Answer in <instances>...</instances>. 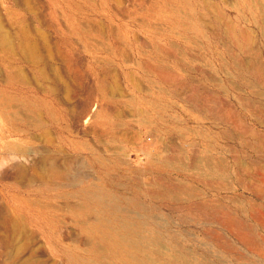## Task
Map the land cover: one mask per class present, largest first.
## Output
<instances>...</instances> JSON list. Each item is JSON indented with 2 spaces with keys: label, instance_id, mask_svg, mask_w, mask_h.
Instances as JSON below:
<instances>
[{
  "label": "rangeland",
  "instance_id": "1",
  "mask_svg": "<svg viewBox=\"0 0 264 264\" xmlns=\"http://www.w3.org/2000/svg\"><path fill=\"white\" fill-rule=\"evenodd\" d=\"M2 33L0 264H264V0H0ZM136 57L154 90L109 68Z\"/></svg>",
  "mask_w": 264,
  "mask_h": 264
},
{
  "label": "crops",
  "instance_id": "2",
  "mask_svg": "<svg viewBox=\"0 0 264 264\" xmlns=\"http://www.w3.org/2000/svg\"><path fill=\"white\" fill-rule=\"evenodd\" d=\"M136 52L137 51L135 50H132V52L127 51V55L132 56V57L133 55L137 56ZM108 63H109L108 64L109 68L116 73L119 71H123V69L127 66L131 67L132 70H130V74L128 75V80L136 86L137 91L146 93V92L154 90L153 87L149 86V83L144 77V75L138 70L137 57L136 59L131 58L129 60H126L125 63L115 61V60H111ZM102 64H104L103 65L104 67H106L107 65L106 61H104ZM74 83L79 84L83 98L85 100H88L86 107L91 108L92 102H96L97 100L100 103V108L101 106L102 108L106 107L108 105V101H111V100L116 101L117 103L110 104V106L114 108L124 107V105L120 103V99H117L122 89L120 86V81H119L118 76L115 77V76H107V75H100V76L99 75H94V76L87 75L86 77H84L83 75L79 77L78 79H74V81H71V79L69 78L64 79L58 75H56L55 77L52 76L51 77V93L53 94L52 96L55 97V94H58L59 91L61 90V93L63 92L67 94L66 95L67 99H74L75 98ZM59 88L61 89L59 90ZM131 108H132L131 105H127V109L130 110ZM137 110H139L138 107H137ZM141 110H142V113L153 116V112H154L153 110L151 111L148 108H146V111H145L143 107ZM146 124L149 125V119L146 120ZM150 124H153L152 117H150ZM121 125L124 127L125 126L133 127L129 124V122L121 124ZM122 129L124 130L125 128H122Z\"/></svg>",
  "mask_w": 264,
  "mask_h": 264
},
{
  "label": "bare ground",
  "instance_id": "3",
  "mask_svg": "<svg viewBox=\"0 0 264 264\" xmlns=\"http://www.w3.org/2000/svg\"><path fill=\"white\" fill-rule=\"evenodd\" d=\"M1 35H3V33L2 34H0V41L1 42H3L4 44L3 45H5V42H8L7 41V35L6 36H1ZM5 35V34H4ZM8 43H10V41L8 42ZM7 45V44H6ZM10 44H8V46H9ZM11 47V46H10ZM30 51H31V53L33 54V55H35V54H37L36 53V48L35 47H32L31 49H30ZM10 52V51H9ZM14 113V112H13ZM172 162V161H171ZM176 163V162H175ZM172 164H174V163H172ZM171 168V167H170ZM160 182V181H159ZM163 182V181H162ZM164 183H166V182H164ZM178 183V182H177ZM159 184V183H158ZM167 186V185H166ZM170 186V185H169ZM169 188V187H168ZM160 190V189H159ZM158 191V190H157ZM161 191V190H160ZM162 191H163V189H162ZM160 193V192H159ZM165 194H166V192H165ZM169 194V193H168ZM100 194H98V196H99ZM165 196V195H164ZM175 196V195H174ZM99 197H102V199L104 198L103 196H99ZM98 197V198H99ZM176 197V196H175ZM91 198V197H90ZM157 198V197H156ZM164 198V197H163ZM170 198H171V195H170ZM101 199V198H100ZM105 199V198H104ZM154 199V198H153ZM159 199H161V198H159ZM165 199H166V197H165ZM165 199H162L163 201L165 200ZM132 200V199H131ZM134 200V199H133ZM161 200V201H162ZM180 200V199H179ZM99 201V200H98ZM159 201V200H158ZM166 201V200H165ZM178 201V200H177ZM101 202V201H100ZM102 202H107V201H102ZM176 202V201H175ZM93 203V202H92ZM168 203V202H167ZM137 204V203H136ZM141 220V219H140ZM141 223V222H140ZM137 224V223H136ZM154 224V223H153ZM151 225H152V222H151ZM161 225V224H160ZM159 225V226H160ZM130 226H132V225H130ZM130 226H127V225H122V227H123V232L120 234V238H121V241L120 242H125V244L127 245L126 246V252L128 253V254H131L128 250V248L127 247H129V246H132V247H134V248H137V250H139L140 248H141V246L142 245H144V243H145V241H140L139 240V237L141 236V235H139L137 232L136 233H134L133 231H132V228L130 227ZM143 227V226H142ZM148 227V226H147ZM163 227V226H162ZM170 227V226H169ZM146 229V228H145ZM149 230H150V228H149ZM144 231V230H143ZM157 232V231H156ZM150 233V232H149ZM152 233V232H151ZM150 233V234H151ZM168 233V232H167ZM155 235V234H154ZM172 235V234H171ZM170 235V237H172ZM174 235V234H173ZM146 236V235H145ZM151 238V244H153L154 246H156V245H158L159 243V241H158V239L157 238H152V237H150ZM120 240V239H119ZM148 241V240H147ZM119 243V242H118ZM117 243V244H118ZM121 244V243H120ZM124 244V245H125ZM149 245V244H148ZM151 246V245H150ZM168 246V245H167ZM154 248V247H153ZM132 249V248H131ZM151 249V248H150ZM163 249V248H162ZM154 250V249H153ZM159 250H160V248H159ZM143 254H145V255H143L142 257H136V254H135V260H133V256H131V260H133V261H135L137 264H151V261H153V260H151L152 258L149 256V255H147L146 254V250H145V248H142L141 250H140ZM139 251V252H140ZM147 251H148V249H147ZM161 251V250H160ZM165 251V250H164ZM182 251H183V249H182ZM155 252V251H154ZM159 252V251H158ZM168 252V251H167ZM171 252V251H170ZM173 252V251H172ZM176 252V251H175ZM174 252V253H175ZM179 252V251H178ZM134 253V252H133ZM156 253V252H155ZM163 253V252H162ZM168 254V253H167ZM188 254V253H187ZM187 254H186V256H187ZM175 255V254H174ZM129 256V255H128ZM129 256V257H130ZM158 256V255H157ZM172 256V255H171ZM170 256V257H171ZM179 256V255H178ZM183 255H182V253H181V256L179 257V259L182 257ZM133 257V258H132ZM168 257V256H167ZM185 257V256H184ZM163 259V258H162ZM167 259V258H166ZM171 259V258H170ZM169 260V259H168ZM173 260H174V258H173ZM178 260V259H177ZM184 260V259H183ZM163 261V260H162ZM170 261V260H169ZM179 261V260H178ZM154 262H155V260H154ZM153 262V263H154ZM171 262V261H170ZM187 262V261H186ZM156 263V262H155ZM154 263V264H155ZM164 263V262H163ZM175 263V262H174ZM178 263H180V261L178 262ZM182 263H183V261H182ZM171 264V263H170ZM173 264V263H172ZM188 264V263H187Z\"/></svg>",
  "mask_w": 264,
  "mask_h": 264
}]
</instances>
